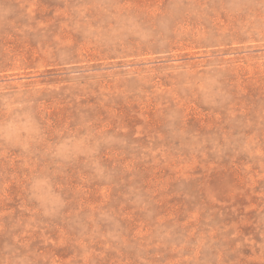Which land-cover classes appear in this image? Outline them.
Segmentation results:
<instances>
[{
    "label": "rangeland",
    "instance_id": "1",
    "mask_svg": "<svg viewBox=\"0 0 264 264\" xmlns=\"http://www.w3.org/2000/svg\"><path fill=\"white\" fill-rule=\"evenodd\" d=\"M0 264H264V0H0Z\"/></svg>",
    "mask_w": 264,
    "mask_h": 264
}]
</instances>
